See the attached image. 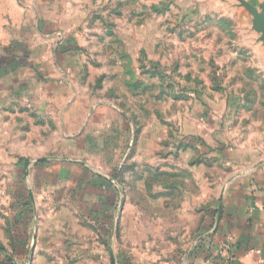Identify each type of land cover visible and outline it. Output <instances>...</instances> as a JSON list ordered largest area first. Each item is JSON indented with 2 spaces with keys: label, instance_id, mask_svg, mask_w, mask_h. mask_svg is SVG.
I'll return each instance as SVG.
<instances>
[{
  "label": "rangeland",
  "instance_id": "obj_1",
  "mask_svg": "<svg viewBox=\"0 0 264 264\" xmlns=\"http://www.w3.org/2000/svg\"><path fill=\"white\" fill-rule=\"evenodd\" d=\"M252 19L239 0H0V264H192L202 213L164 200L172 180L156 173L215 114L264 154ZM83 169L117 185L106 221L113 197L82 186Z\"/></svg>",
  "mask_w": 264,
  "mask_h": 264
},
{
  "label": "crops",
  "instance_id": "obj_2",
  "mask_svg": "<svg viewBox=\"0 0 264 264\" xmlns=\"http://www.w3.org/2000/svg\"><path fill=\"white\" fill-rule=\"evenodd\" d=\"M245 1L257 8L264 3V0ZM15 37L18 40V34ZM257 41V49L264 53V42L259 40V36ZM20 43L28 52H32L25 40ZM12 55L13 60L21 65L19 48H14ZM211 110L214 113L220 111L212 107ZM209 120L213 123H203L200 128L180 136L177 157L170 160L172 165L156 173L157 177L163 175L171 178L172 182L168 184L171 186L158 193L161 192L164 200L168 199V195L177 193V211H194L197 207L199 213H202L199 215L201 232L196 238L200 248L194 250H198V253L192 264H264V154L260 155L254 146L243 145L241 148L234 145L228 136L231 135L229 123L225 120L223 122L218 114ZM196 153L200 155L198 160L194 157ZM130 162L136 163L137 160L131 159ZM211 162L223 167L220 174L212 171L215 166H211ZM207 163H210V167L206 166ZM144 164L145 172L142 175L146 181L155 173L154 165L147 162ZM97 177L84 169L79 174L82 186L85 182V187L98 190L102 196L113 197V204L100 201L99 211L115 212L117 185H111L107 181L111 178L107 175L99 174ZM183 177L197 186L193 199L188 200L184 192ZM176 179L177 183L174 182ZM83 191L77 192L80 197ZM99 215L102 220H107L102 212Z\"/></svg>",
  "mask_w": 264,
  "mask_h": 264
},
{
  "label": "water",
  "instance_id": "obj_3",
  "mask_svg": "<svg viewBox=\"0 0 264 264\" xmlns=\"http://www.w3.org/2000/svg\"><path fill=\"white\" fill-rule=\"evenodd\" d=\"M239 2L247 9V11L251 14L253 17L252 23L254 30H256L260 36L259 40L264 42V3L260 4L257 7L253 6L251 3L245 1V0H239Z\"/></svg>",
  "mask_w": 264,
  "mask_h": 264
},
{
  "label": "trees",
  "instance_id": "obj_4",
  "mask_svg": "<svg viewBox=\"0 0 264 264\" xmlns=\"http://www.w3.org/2000/svg\"><path fill=\"white\" fill-rule=\"evenodd\" d=\"M10 62H9V68L10 69H13V68H16L18 66V63L16 62V60L12 58V56L9 58ZM17 201L18 203L21 205V202L22 204L23 203H29V199H28V196L26 195L25 196V193L24 191L23 192H18L17 193ZM29 205V204H28ZM20 214V213H18ZM26 244V240L25 239H19V240H13L12 242V246H24ZM3 250V247L0 245V251ZM198 252H194V255H196ZM8 259V258H6ZM3 264H7L5 262H2Z\"/></svg>",
  "mask_w": 264,
  "mask_h": 264
}]
</instances>
